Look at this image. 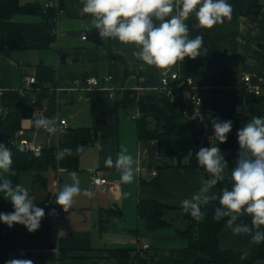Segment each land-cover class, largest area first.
<instances>
[{"label": "crops", "instance_id": "0c3cea01", "mask_svg": "<svg viewBox=\"0 0 264 264\" xmlns=\"http://www.w3.org/2000/svg\"><path fill=\"white\" fill-rule=\"evenodd\" d=\"M30 1L45 3L48 0ZM65 2L70 12L58 18L56 40L51 45L37 49L6 48L0 52V107L34 98L37 106L45 109L44 117L65 118L67 127L92 129V142L79 151L78 168L49 170L47 187L37 185L36 204L56 182L59 190L65 183L70 184L72 171L78 173L81 188L90 189L95 195L89 198L81 193L74 197L68 212L56 204L60 215L58 223L53 222L52 211L44 209L40 228L32 232L29 240L25 242L19 233L6 230L2 243L5 247L23 249L24 259L32 260L33 264H53L54 261L60 264L61 249H68L72 254L70 264H91L95 259L116 264L102 249L104 246L133 247L132 255L140 252L154 264H195L202 254L188 248L187 239L176 233L177 228L183 229L187 223L181 220L172 227L149 230L138 215L137 203L142 198H150L181 206V201L190 198L201 186V171L178 168L177 158L159 153L157 140L139 138L136 105L116 104L117 99L124 97L125 90H134L137 94L157 92L162 69L135 58L132 53L138 50L136 45L101 37L97 42L90 34L92 17L82 12L83 0ZM227 2L233 9L231 19L211 29L198 27L195 13L190 14L185 21L189 38L203 37L201 55L194 60L185 57L183 62L170 68L184 76L197 69L213 73L221 67H229L234 75V86L242 83L243 75H249L252 83L264 82V0H256L259 10L255 14L247 13L250 0ZM178 11L179 8L174 9L173 14ZM14 19L34 21L38 17L18 14ZM83 35L87 37L83 39ZM110 50L114 56L110 55ZM25 75L34 76L36 82L26 83ZM89 76L97 77L98 84L87 83ZM196 83L200 86L202 102L197 105L187 99L184 113L190 119L201 121L203 137L208 142L204 147L220 148L218 139H209L214 135L211 119H219V113L209 104V85L203 80ZM112 89L114 96H110ZM189 92L188 89L183 91L185 96ZM233 97L236 109L248 119L232 127L226 146L221 150L228 162L227 181H230V171L235 167L239 151L237 130L253 116L264 117V99L240 92H235ZM35 118L32 115L22 119V136L36 143L39 140L38 144L44 146L47 134L42 129L37 131L32 122ZM57 141V137L52 136L51 145ZM97 142L102 150L96 147ZM122 148H127L135 161V179L131 184L121 183L120 173L114 167L105 166L106 157L110 155L115 160ZM97 169L102 170L108 183L91 182V172ZM157 175L159 182L151 183ZM31 176L34 173H29L28 177ZM213 191L219 193L217 189ZM124 193L129 195L124 197Z\"/></svg>", "mask_w": 264, "mask_h": 264}, {"label": "trees", "instance_id": "16d2710c", "mask_svg": "<svg viewBox=\"0 0 264 264\" xmlns=\"http://www.w3.org/2000/svg\"><path fill=\"white\" fill-rule=\"evenodd\" d=\"M49 1V0H48ZM46 3V2H45ZM44 2L30 0H0V52L4 49H37L51 45L56 40L57 20L62 14H69V6L65 0L58 4L46 6ZM259 10L256 0H250L247 13H257ZM18 14L38 17L34 21H19L14 17ZM90 34L97 42L100 36L95 28L90 29ZM87 37V35H86ZM264 48V45H262ZM110 55L114 56L110 50ZM192 76L195 81L203 80L209 85V104L219 113V120H232L235 124L244 122L248 116L236 109L234 93H245L242 83L234 86V75L229 67H221L216 72L206 73L202 69L195 70L191 75H182V78ZM124 97L117 99L116 104L122 106L136 105L137 132L141 139H155L158 142L159 153L163 156L177 158L178 168L199 169L202 182L210 178V174L198 164L196 152L202 147L205 140L204 128L198 118L190 119L184 113L185 102L176 98L170 90L154 93L137 94L134 90H125ZM67 97L70 96L67 94ZM264 99V96L257 97ZM7 115L0 114V129L4 131L10 141L12 151V171L5 173V177L13 184L21 182L23 172L34 173V179L42 188L47 187L49 170L57 167L77 169L79 150L77 146H87L93 140L90 127H67L61 134L58 144L45 145L39 155L22 148L19 144L23 136L18 132L21 129L23 118L32 116V109L25 103L3 104ZM219 141V140H218ZM226 143L220 144L223 150ZM63 148H71L72 154L63 158L58 153ZM23 149V150H21ZM151 183L159 182V175L150 180ZM224 187H231V181L226 179L218 183L214 189L219 192ZM37 207L52 211L55 209V198L48 190L46 195L36 204ZM219 206L218 201H211L202 207L204 217L197 221L189 214L183 212L181 206H172L164 202L142 198L137 203L139 217L145 221L149 230L174 226L177 219L184 220L187 224L183 229H176V233L187 239V247L197 250L202 257L195 260V264H252L255 260H264V242L254 244L248 234H233L226 226L227 218L220 221L214 219V210ZM14 211L11 202L0 194V212ZM104 218L101 219L103 224ZM251 226V217L241 214L240 220ZM6 230L19 233L26 242L31 238L32 232L21 224H14L9 228L0 222V264L10 260L7 252L10 247L2 243V234ZM264 231V226L261 228ZM102 249L109 257L115 259L116 264H154L148 258L137 252L132 255L133 247L130 246H104ZM68 249L59 252L60 264H70L72 254ZM13 259H24L19 256ZM91 264L101 263L95 259Z\"/></svg>", "mask_w": 264, "mask_h": 264}, {"label": "clouds", "instance_id": "9594fccd", "mask_svg": "<svg viewBox=\"0 0 264 264\" xmlns=\"http://www.w3.org/2000/svg\"><path fill=\"white\" fill-rule=\"evenodd\" d=\"M179 8L177 14L174 9ZM232 6L227 0H83L82 12L92 17L91 26L99 36L116 39L125 45H136L138 50L132 55L146 65L160 69H168L185 57L196 59L201 55L203 37L197 35L189 38V28L185 21L190 14L195 13L198 27L211 29L222 24L225 19H231ZM33 113V124L37 131L44 130L49 134L58 131L55 118ZM0 114L7 115V109L0 107ZM213 137L220 144L227 142L232 131L233 121L211 119ZM239 151L235 167L230 171L231 187H224L219 193L213 191L215 186L225 180V169L228 162L218 146L200 147L196 152L198 164L209 174L199 189L190 198L181 201L184 213L200 221L204 217L202 207L211 201H218L219 206L214 210V219L220 221L227 218L226 226L233 234H248L251 242H264V117L253 116L243 127L237 130ZM83 145L77 150L83 151ZM96 147L102 150L97 142ZM23 150V149H21ZM71 148H63L58 156L63 158L71 155ZM12 151L0 143V194L9 200L14 211L0 212V222L11 228L14 224H21L29 232L40 228L45 217L43 208L37 207L35 197L30 195L29 189L23 184H13L5 177V173L12 171ZM133 156L127 148L117 153L116 159L112 156L105 159V166L115 168L120 173L123 184H131L135 179ZM71 183H65L56 195L55 203L62 207L64 212L71 208L74 197L83 195L92 198L95 194L90 189H82L76 171L69 173ZM99 183V181H97ZM129 193H124L127 197ZM56 215L55 209L50 213ZM241 214L251 217V226L240 220ZM5 264H33L30 259H10Z\"/></svg>", "mask_w": 264, "mask_h": 264}, {"label": "built area", "instance_id": "2783aa9c", "mask_svg": "<svg viewBox=\"0 0 264 264\" xmlns=\"http://www.w3.org/2000/svg\"><path fill=\"white\" fill-rule=\"evenodd\" d=\"M58 4H59L58 0H49L45 3L46 6H52V5L58 6ZM82 38L85 39L86 35H83ZM111 78L112 76H108V79H111ZM24 81L26 83L33 84L36 82V78L34 76L25 75ZM87 83L91 85H97L98 79L95 76H89L87 77ZM242 86L244 88L245 93L248 95H252L255 97L264 96V82L252 83L251 77L249 75L242 76ZM199 88L200 86L196 83L195 79L192 76H187L185 78H182L179 72L173 71L171 68L161 70L160 85H159L158 91L170 90V92L174 95V97L181 98L184 102H186L187 99L188 100L190 99L195 104L199 105L202 102V97L199 93ZM185 89H188L190 91L189 94L186 96L183 93ZM114 95H115V91L112 89L110 91V96H114ZM25 104L31 107L32 115L34 112L40 111L39 115L44 117L45 109L38 107L37 101L34 98L28 99L25 102ZM57 123H58L57 133L49 134L46 132L47 142L45 145H51L52 136H56L57 140L59 141L61 134L63 133V131L66 130L67 120L65 118L59 117L57 119ZM18 133L22 135L23 130L20 129ZM58 141H57V144H58ZM19 144L22 148L28 151H31L35 155H39L43 148L42 145L36 143L34 140H31L25 137L20 138ZM97 181H99V183H97ZM91 182L95 185H101V184L108 183L109 181L107 177H104L102 175V170L97 169L91 172ZM58 190H59V185H58V182H56L51 187V193L54 195L55 199H56ZM55 212H56V215H53V222L58 223L60 221V215H59L57 207L55 208ZM143 247H148V245H144ZM24 254L25 252L23 251V249L14 248V249H10L7 252V257L10 259H13L19 256H24Z\"/></svg>", "mask_w": 264, "mask_h": 264}, {"label": "rangeland", "instance_id": "374dc122", "mask_svg": "<svg viewBox=\"0 0 264 264\" xmlns=\"http://www.w3.org/2000/svg\"><path fill=\"white\" fill-rule=\"evenodd\" d=\"M133 107V106H132ZM132 109V108H131ZM41 134H43V132L41 131ZM41 137V136H40ZM40 139V138H39ZM43 142V141H41ZM37 143H40L39 140H37ZM30 172H23L21 175V182L22 184L29 189V191L31 190L30 194L34 197H38V190H37V185L40 186L39 182H36L34 179V176H31L32 178L28 177ZM33 180L32 183H30ZM41 187V186H40ZM46 195V194H45ZM44 195V196H45ZM181 219H177L176 222H178V224L180 223ZM174 225H177V223H174ZM54 261V260H53ZM53 264H55V261L52 262ZM252 264H264V260L261 259H257L255 260Z\"/></svg>", "mask_w": 264, "mask_h": 264}, {"label": "water", "instance_id": "95a60500", "mask_svg": "<svg viewBox=\"0 0 264 264\" xmlns=\"http://www.w3.org/2000/svg\"><path fill=\"white\" fill-rule=\"evenodd\" d=\"M0 143H3L7 148H10V141L2 129H0ZM206 145H208V142L204 140L202 147Z\"/></svg>", "mask_w": 264, "mask_h": 264}]
</instances>
